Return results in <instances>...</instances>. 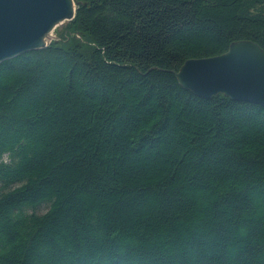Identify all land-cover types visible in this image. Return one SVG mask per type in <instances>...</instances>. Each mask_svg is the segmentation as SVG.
Listing matches in <instances>:
<instances>
[{"label": "trees", "instance_id": "16d2710c", "mask_svg": "<svg viewBox=\"0 0 264 264\" xmlns=\"http://www.w3.org/2000/svg\"><path fill=\"white\" fill-rule=\"evenodd\" d=\"M73 1L0 63V264H264V108L173 75L264 51V0Z\"/></svg>", "mask_w": 264, "mask_h": 264}, {"label": "water", "instance_id": "95a60500", "mask_svg": "<svg viewBox=\"0 0 264 264\" xmlns=\"http://www.w3.org/2000/svg\"><path fill=\"white\" fill-rule=\"evenodd\" d=\"M75 8L73 0H0V63L57 41ZM173 75L197 98L222 95L264 108V51L250 41L232 42L216 56L188 59Z\"/></svg>", "mask_w": 264, "mask_h": 264}, {"label": "rangeland", "instance_id": "374dc122", "mask_svg": "<svg viewBox=\"0 0 264 264\" xmlns=\"http://www.w3.org/2000/svg\"><path fill=\"white\" fill-rule=\"evenodd\" d=\"M54 35H55V34H54ZM2 160H3V161H6V157L3 156V157H2ZM45 208H46V205H44V204L39 205L38 207H36V208L34 209V212H36V213L43 212V211L45 210Z\"/></svg>", "mask_w": 264, "mask_h": 264}, {"label": "bare ground", "instance_id": "6f19581e", "mask_svg": "<svg viewBox=\"0 0 264 264\" xmlns=\"http://www.w3.org/2000/svg\"><path fill=\"white\" fill-rule=\"evenodd\" d=\"M70 22V21H69ZM68 23V22H67ZM66 24V23H65ZM261 49V48H260ZM240 103V102H239Z\"/></svg>", "mask_w": 264, "mask_h": 264}]
</instances>
